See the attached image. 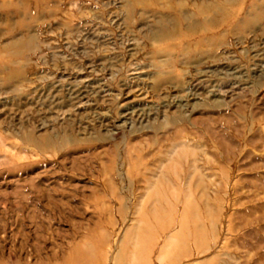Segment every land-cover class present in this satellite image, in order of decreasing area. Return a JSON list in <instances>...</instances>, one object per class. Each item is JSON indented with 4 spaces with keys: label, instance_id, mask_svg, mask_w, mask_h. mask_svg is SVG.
<instances>
[{
    "label": "rangeland",
    "instance_id": "rangeland-1",
    "mask_svg": "<svg viewBox=\"0 0 264 264\" xmlns=\"http://www.w3.org/2000/svg\"><path fill=\"white\" fill-rule=\"evenodd\" d=\"M0 264H264V0H0Z\"/></svg>",
    "mask_w": 264,
    "mask_h": 264
}]
</instances>
